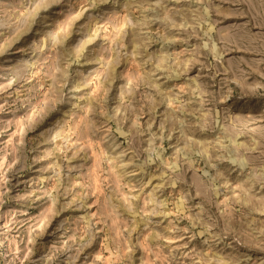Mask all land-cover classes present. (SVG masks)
Returning a JSON list of instances; mask_svg holds the SVG:
<instances>
[{
	"label": "rangeland",
	"instance_id": "rangeland-1",
	"mask_svg": "<svg viewBox=\"0 0 264 264\" xmlns=\"http://www.w3.org/2000/svg\"><path fill=\"white\" fill-rule=\"evenodd\" d=\"M0 264H264V0H0Z\"/></svg>",
	"mask_w": 264,
	"mask_h": 264
}]
</instances>
